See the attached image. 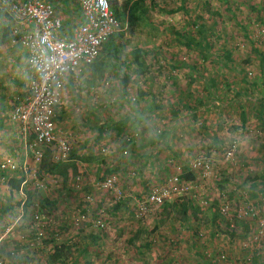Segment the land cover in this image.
<instances>
[{
  "label": "rangeland",
  "instance_id": "1",
  "mask_svg": "<svg viewBox=\"0 0 264 264\" xmlns=\"http://www.w3.org/2000/svg\"><path fill=\"white\" fill-rule=\"evenodd\" d=\"M133 3L134 30L66 89L68 156L43 145L38 160L15 124L0 126V165L26 166L0 167V264H237L244 251L264 262V0ZM108 175L117 191L100 186ZM175 175L186 194L142 204Z\"/></svg>",
  "mask_w": 264,
  "mask_h": 264
},
{
  "label": "built area",
  "instance_id": "2",
  "mask_svg": "<svg viewBox=\"0 0 264 264\" xmlns=\"http://www.w3.org/2000/svg\"><path fill=\"white\" fill-rule=\"evenodd\" d=\"M53 2L0 0V17L10 20L14 35L26 51L21 67L22 87L11 98L10 110L3 117L16 125L26 150L28 153L31 150L38 160L43 155L40 149L43 145L58 146L63 157L70 154V141L59 127V115L66 105V89L69 84L79 82L81 71L96 61L103 46L127 25L118 18L110 0H76L77 12L72 13L69 23L57 13ZM0 167L9 174L23 168L10 160L1 162ZM23 171L26 172L25 165ZM10 179L11 176L7 181ZM115 179V175H108L99 184L117 191ZM170 180L172 186L154 187L142 204L148 202L159 208L172 194H186L187 187L180 186L178 176ZM229 206L226 202L220 203L217 211L228 218L230 229H235V218L240 216L231 215ZM250 210L253 212L254 207ZM260 221L264 228V219ZM94 223L101 228L104 225L100 216ZM260 232L262 236L264 230ZM219 257L225 259L226 255L221 253Z\"/></svg>",
  "mask_w": 264,
  "mask_h": 264
},
{
  "label": "crops",
  "instance_id": "3",
  "mask_svg": "<svg viewBox=\"0 0 264 264\" xmlns=\"http://www.w3.org/2000/svg\"><path fill=\"white\" fill-rule=\"evenodd\" d=\"M53 3L57 13L63 16L65 23H69L71 21L72 13L77 12L76 0H54ZM20 57H26V51L20 45L18 36L14 35L10 20H8L7 17H0V126L4 125L6 122L3 117L5 112L3 111L8 107V104L11 101L10 98H12V95L16 93L15 91H17V88L21 83L22 63ZM10 107L11 106H9V109ZM253 188L254 186L252 185L251 196L257 195V191H253ZM181 238V235H179V237H173V240L181 246L183 245V240ZM183 251L184 250H182V252ZM189 251L190 249L184 252L189 254ZM177 252H179V250ZM243 254L237 253V264H248L245 260L247 257L246 252L244 251ZM185 258L187 260L186 264H189L190 259L187 257ZM167 260L168 261L166 263L169 264H181L179 257H174L173 255H171ZM250 262L253 264H264L263 261H260V259H256L253 256L251 257Z\"/></svg>",
  "mask_w": 264,
  "mask_h": 264
},
{
  "label": "trees",
  "instance_id": "4",
  "mask_svg": "<svg viewBox=\"0 0 264 264\" xmlns=\"http://www.w3.org/2000/svg\"><path fill=\"white\" fill-rule=\"evenodd\" d=\"M111 3L114 6V9L116 11L118 18L121 19L125 24H127L129 26V31L132 32L134 30V27L136 26V22L140 19L139 15L136 13V8L134 7L135 3L130 5L129 0H126L122 5H121V3L118 4L119 2L117 0H113V1H111ZM139 57H140V55L137 51V53L135 55L136 62H138ZM226 57L230 59L231 53L229 52L226 55ZM66 166L67 165H64L61 163H52L49 166L48 170H50L53 173H60V174L66 175V172H65ZM12 181H16V180L13 179ZM21 181H22V179H19V181H17V183L15 184L17 190L19 189V184ZM255 196H257V195H255ZM183 207H185V206H183ZM254 258H256V256H254Z\"/></svg>",
  "mask_w": 264,
  "mask_h": 264
}]
</instances>
